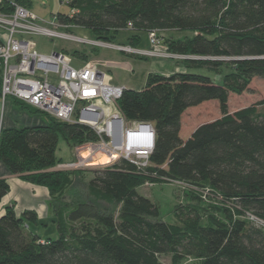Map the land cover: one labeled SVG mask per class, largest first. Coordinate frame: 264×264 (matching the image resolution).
<instances>
[{
    "label": "trees",
    "instance_id": "obj_1",
    "mask_svg": "<svg viewBox=\"0 0 264 264\" xmlns=\"http://www.w3.org/2000/svg\"><path fill=\"white\" fill-rule=\"evenodd\" d=\"M14 1L30 9L29 1ZM66 5L70 13L55 17L66 33L82 28L94 41L113 44L119 31L128 30L132 49L139 48L140 34L152 30L190 33L162 42L170 54L195 59L180 62L185 73L149 74L146 92L125 89L118 100L127 121L153 125L151 165L138 169L120 160L88 170L87 182L84 170L52 169L63 163L56 157L60 139L72 150L95 141V133L13 100L42 115L47 125L2 131L0 161L20 180L47 189L57 237L33 232L32 227H48L35 211L16 215L7 207L0 216V264H162L165 256L170 264L188 258L197 264H264V111L258 109L264 100L231 114L227 106L229 94L245 92L264 69V0H66ZM85 53L72 57L86 62ZM90 53L98 54V48ZM224 66L233 71L218 84L188 73ZM210 101L218 103L221 117L182 140L184 112ZM162 182L193 189L215 204L189 205L178 224L163 222L159 206L138 193ZM79 185L85 192L75 189ZM9 190L0 180V202Z\"/></svg>",
    "mask_w": 264,
    "mask_h": 264
},
{
    "label": "built area",
    "instance_id": "obj_2",
    "mask_svg": "<svg viewBox=\"0 0 264 264\" xmlns=\"http://www.w3.org/2000/svg\"><path fill=\"white\" fill-rule=\"evenodd\" d=\"M5 4L9 9L3 8ZM55 23L54 19L48 27L14 0H0L1 100L21 101L36 111L65 123L86 126L95 133V141L73 147V161L57 165L56 171L107 166L98 163L101 157L107 158L109 164L123 160L138 169L149 167L154 127L151 123L129 122L124 118L118 100L125 88L113 84L112 77L95 64L73 66L72 58L63 52H38L33 38L59 39L165 60L193 57L170 54L155 30L147 34V49H132L58 32Z\"/></svg>",
    "mask_w": 264,
    "mask_h": 264
},
{
    "label": "rangeland",
    "instance_id": "obj_3",
    "mask_svg": "<svg viewBox=\"0 0 264 264\" xmlns=\"http://www.w3.org/2000/svg\"><path fill=\"white\" fill-rule=\"evenodd\" d=\"M27 1L30 2V9H28L29 12L32 13L39 21L45 23V25L48 26L54 22L55 19V28L57 31L65 33L64 29L59 25L55 17L57 14L70 13V9L66 5V0ZM66 34L94 41L91 33L88 30L82 28H72V30ZM159 35L162 41H178L185 39V37L192 36L190 33L177 31H164L160 32ZM131 36L132 33L128 30L119 31L112 43L113 45L127 46V40ZM140 37L141 44L138 49H147V35L140 34ZM33 41L38 52L44 54H51L53 52L65 53L72 58L73 66H81L86 63H92L99 67L101 59H110L112 62V68L109 71L107 70V74L112 76L113 84H124L125 86H128V88H126L129 90L142 91L143 93L146 92L144 90L146 79L144 80V78H141L139 75L141 72H156V69L160 66L158 62L163 63L167 70H171V68L173 69L175 66L181 68V70L184 69L181 66L182 63H180L181 60L176 59L165 60L146 56L145 58H147L148 61H138L127 54L119 53L107 48L97 47L98 54L92 55L90 53V49L93 48V46L77 45L71 42H65L59 39H49L45 37H34ZM75 51L80 53L86 52L85 54L88 56V61L83 62L81 59L72 57V53ZM189 59L195 58H187L185 60ZM135 62H141L144 68L136 69L134 67ZM232 71L233 69L231 67L224 66L221 69L211 72L205 70H191L188 71V73L199 74L205 80L218 84L222 81L225 75L230 74ZM262 100H264V69L251 80L245 92L241 94L234 92L229 94L227 102L228 112L231 114L237 110L249 107ZM258 109L259 111H264V106H261ZM146 111H150V109ZM220 117L221 114L216 101L205 102L197 107L189 108L184 112L181 118L180 138L184 141L187 140L190 136L189 134L199 125L214 121ZM56 157L63 163H69L74 159L72 150L61 139L58 142ZM87 171L88 169H85L83 171L84 175L81 176L83 182H87L92 177L91 173ZM75 189L85 192V188L82 185L76 186ZM138 193L159 206L160 220L166 223L178 224V220L181 217H185V214H187V208L189 205L200 207V205L207 206L215 204L212 199H206L205 201L201 200L200 193L194 191L193 189L169 182H162L160 184H146L138 189ZM177 207L179 210L175 211ZM41 221L46 223L48 227H32L33 232L37 233L43 238H56V230L51 223V219L42 218ZM160 260L162 264H170V257L168 256L162 257ZM182 264H197V260L194 258H188Z\"/></svg>",
    "mask_w": 264,
    "mask_h": 264
},
{
    "label": "crops",
    "instance_id": "obj_4",
    "mask_svg": "<svg viewBox=\"0 0 264 264\" xmlns=\"http://www.w3.org/2000/svg\"><path fill=\"white\" fill-rule=\"evenodd\" d=\"M111 63L110 59H101L99 68L104 72L107 70L109 71L112 68ZM158 63L160 66L156 69V72H141L139 76L145 80L149 74L169 76L173 73L186 72L184 69L181 70V68L176 66L173 69L171 68V70H167L163 63ZM134 67L136 69L144 68L141 62H135ZM108 71L106 73H108ZM115 85L122 86L125 89L128 88V86L124 84ZM46 125L47 120L42 115L20 109L13 103L12 99L2 101L0 98V134L4 130H20L31 127H43ZM52 170H54V168ZM0 180H6L10 186L8 194L4 196L0 202V216L7 207H13L16 215H20L21 212L25 210L35 211L42 224H46L41 221L42 218L52 219L50 213L51 200L47 189L20 180L19 176L11 174L1 161Z\"/></svg>",
    "mask_w": 264,
    "mask_h": 264
},
{
    "label": "bare ground",
    "instance_id": "obj_5",
    "mask_svg": "<svg viewBox=\"0 0 264 264\" xmlns=\"http://www.w3.org/2000/svg\"><path fill=\"white\" fill-rule=\"evenodd\" d=\"M98 163L101 165H106V164H109V160L105 157H101Z\"/></svg>",
    "mask_w": 264,
    "mask_h": 264
}]
</instances>
